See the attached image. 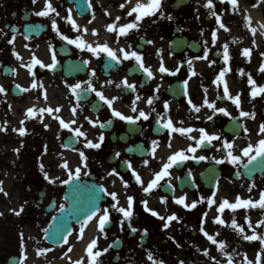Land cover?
I'll return each instance as SVG.
<instances>
[{"label":"flooded vegetation","instance_id":"flooded-vegetation-1","mask_svg":"<svg viewBox=\"0 0 264 264\" xmlns=\"http://www.w3.org/2000/svg\"><path fill=\"white\" fill-rule=\"evenodd\" d=\"M17 1H22V4L9 13L7 23L11 26L17 25L21 29L37 22L47 26L46 31L39 36H27L24 33L5 35L0 43V85L6 89V92L0 93V117L7 120V115L15 111L11 103L21 100L22 103L17 104L22 106L26 133H39L43 137V145L40 147V153L43 155L30 154L26 160V223L30 224L33 232L42 234L39 243H28L26 262L55 264L63 261L64 264H74L69 263L68 248L48 244L44 240L43 231L60 213L61 205L66 207L69 204L65 199L67 184L62 183L69 178L68 170L62 167L67 162L73 172L77 167L81 169L79 180L117 193L119 206L127 208L128 196L135 198L131 226L121 213L110 207L115 201L105 194L100 208L109 209L111 222L106 225L104 232L99 231L98 216L74 226L72 235L81 239L88 224L96 220L98 236H102L97 247L108 249L103 254L105 260L103 259L102 264H152L147 258L149 251L157 260L164 261V264H180L181 261L184 264H215L211 257H216L220 264H227V257L218 250V245L212 244L200 231L204 213H207L205 230L214 236L219 233L215 238L226 242L225 251L232 254L234 264H240V256L243 259L245 253L247 257L255 253L250 260L256 264L262 247L261 242L240 240V235L243 239L242 234L230 226L233 218L238 224V209L233 211L226 208L222 214L217 209L225 198L235 203L239 192H245L246 199L251 198L255 202L259 201L260 194L264 191V161L253 162L246 174L243 167L247 163V157L242 154L243 148L249 143L256 145L259 139L264 137V134L258 135L260 125L264 123V94H258L254 99L250 95L253 88L264 87V72L260 71L261 66L253 63L257 54L254 40L264 51V34L259 29V24L264 22V0H237L235 6L230 0H213L212 9L205 6L207 0H187L178 9L175 8L176 0H162L163 17L160 12L155 16L145 17L138 30L120 36L119 41L118 33L109 32L107 25L115 22L117 17L121 18L117 29L134 20L136 14L129 17L127 13L138 0H130L128 3L126 0H51L59 16L52 13L48 17L35 15L44 8L45 0L35 4L33 1ZM140 2L147 4L149 0ZM121 4L126 6L121 8ZM7 6L8 4L3 2L0 9L4 10ZM69 10L80 26V31L74 30L65 19ZM212 12L216 15H212ZM168 16L172 19L169 20ZM217 16L220 17L219 23ZM53 18L56 19L60 32L69 38L81 36L86 44L93 47L106 42L121 60L117 62L103 51L96 55L88 51L87 47L78 48L69 44L53 30ZM248 18L250 26L246 28L252 38L250 56L244 55L238 49L239 26L248 25ZM220 23L226 28L220 27ZM84 28L88 31L84 32ZM252 28L256 29L255 34L251 31ZM93 29L97 30L98 34L94 35ZM213 32L217 37L215 41ZM13 36L14 43H8ZM225 44L228 45V61L224 60L223 55ZM120 49L140 52L145 66L153 71L154 78H149L134 59H123ZM13 50L19 53L21 59L14 55ZM205 56L206 59L203 58ZM33 58L39 59L43 65L55 63V67L32 64ZM85 61L88 63L85 64ZM213 61L215 63H212ZM162 63L169 72L159 71ZM6 67L12 70L11 76L7 75ZM225 68H230V71L225 73L224 81L231 96L240 95L239 108L223 95L224 81L219 85L214 83ZM249 73L255 80V85L249 84ZM125 79L128 83L136 85L135 91L123 87L122 82ZM34 83L35 88L32 87ZM78 83L81 88L77 93H73L70 86ZM15 85H20V90L15 89ZM90 87L102 91L110 99L118 97L114 100L112 108L124 115L137 117L139 111L143 110L149 113V119L140 118L131 123L115 117L112 108L100 100ZM16 91H21L22 95L16 96ZM137 95L142 99L136 101L137 111L133 112L132 102ZM149 97H154L152 105L147 104ZM189 98L193 104L200 106V112L192 108ZM205 98L214 102L217 108H225L230 115L214 113L213 109L204 104ZM165 103L169 108H165ZM49 107L53 110L60 107L61 110L54 114L39 112V109ZM29 108L35 112L30 118L27 117ZM73 108L76 109L75 113ZM241 110L255 112V119L240 116ZM54 115L70 123V127L63 128ZM210 115L213 116L212 120L207 118ZM169 117L174 126L192 128L194 131L184 135L170 132L163 127ZM72 121L75 123L71 124ZM92 121L97 122L95 126ZM46 124L49 125L48 128H45ZM101 124H104V127H101ZM75 128H80L86 133V138H77L73 131ZM201 128L209 134L219 135L221 139L214 140L211 145L205 143L197 148L196 153L188 155L205 156L208 159L189 158L174 165L169 169L170 175L160 181V187L150 194L145 193L143 188L154 178V174L161 170L170 155L182 149L186 150L189 145L196 146L197 141L189 137H196L198 140L201 135L198 130ZM245 128L248 129L247 132ZM101 134L105 137L103 142L99 140ZM86 140L100 143L101 146L86 147ZM225 140L233 143V154L241 156L239 164H232L228 159H224L228 151L223 147ZM153 141L158 142L155 155ZM73 144L76 147L69 148V145ZM81 152L87 157L86 168L80 156ZM116 153H119V156ZM221 159H224L223 163L216 162ZM145 161L148 162L147 165ZM113 169L115 173L110 175ZM133 169L141 176L143 185L136 181ZM45 173L55 180V183L46 179ZM253 183L255 187H252ZM213 193L216 202L209 206L207 198ZM183 196H186L185 202L188 204L200 201L201 197L205 199L198 202L196 208L186 209L175 202ZM161 197H166L167 203H162ZM145 200L148 202V208L155 210L165 219L162 220L148 212L143 204ZM248 209L250 214L257 213L264 217V209ZM173 213L179 219L173 220L165 228L167 217ZM217 216L225 220L227 225L214 223L213 219ZM133 227L138 231L133 232ZM145 229L147 235L144 234ZM248 232L247 235L253 234L252 229ZM256 232L264 235V228L256 227ZM118 242L121 245L120 250L113 247ZM37 249L50 251L38 254ZM204 249L209 250V255H204ZM261 260L264 264V255Z\"/></svg>","mask_w":264,"mask_h":264},{"label":"snow or ice","instance_id":"snow-or-ice-1","mask_svg":"<svg viewBox=\"0 0 264 264\" xmlns=\"http://www.w3.org/2000/svg\"><path fill=\"white\" fill-rule=\"evenodd\" d=\"M37 2H38V0H33L34 4L37 3ZM128 2H130V0H126V3H128ZM230 3L233 6H235L237 4V0H230ZM125 6H126V4H121L120 5L121 8H124ZM205 6L207 8H209V9L214 8L213 0H207V4ZM89 7H91V5H89ZM162 7H163L162 0H149V2L147 4L142 3V2H140V0H138V2L135 4V6H133L127 13V15L129 17H131L135 13L136 15H135V19L134 20H132L131 22H129L127 24L119 26V28L117 29V23L121 19L120 17H117L115 22H113L112 24L107 25V30L109 32H117L118 33L117 34V41H119L120 36H126L132 30H138L140 28V26H141V22L144 20L145 17L155 16V14L157 12H160L161 16L163 17L164 13L162 11ZM52 13H55L56 16H59V12L57 11L56 7L53 6L51 0H45L44 8L42 10L36 12L35 15L41 16V17H48ZM108 14L110 15V13H108ZM211 14L212 15H216L215 12H212ZM167 18L169 20L172 19L171 16H168ZM65 19L72 25V28L74 30H76V31H80L81 30L80 26L72 18L71 10H69V15ZM93 19H95L94 16H93ZM248 19H249V24L246 25V26H250V18H248ZM217 21H218V23L220 22V17L219 16H217ZM220 27L226 28V26L223 25V23H220ZM52 28H53L54 31H56L61 36V38L63 40L67 41L69 44H74L78 48L87 47L88 51H90V52H92V53H94L96 55H99V53L101 51H103V52H106L108 57H110L111 59L116 60L117 62H119L121 60V57L117 55V52L115 50H113L112 48H110L109 45L106 42L103 45H97V46L93 47L92 45L86 44L81 36H77L75 39L69 38L67 35H65L62 32H60L59 26H58L57 21H56L55 18L52 19ZM83 31L87 32L88 29L84 28ZM92 31H93L94 35L98 34V31L95 30V29H93ZM251 31L253 32V34H255L256 29L252 28ZM216 38H217L216 37V33L213 32V41H215ZM14 41H15V36H13L12 39H10L8 41V43L12 44V43H14ZM149 43H152V41H149ZM129 47H131V46H129ZM13 51H14V55H16L18 59H21V57L19 56V53H16L15 50H13ZM120 52L123 53V57H122L123 59H134L137 62L138 67L149 78H154L153 71L151 70L150 67H146L145 66L144 61H143V56H142V54L140 52L135 51V50L129 52V51L125 50V49H120ZM249 52H250V49H244L243 50V54L246 55V56L249 55ZM223 55H224V60L225 61H228L230 59L229 52H228V45L227 44L224 45ZM261 55H264V53H262ZM203 58L206 59L207 57L205 56ZM53 59H55V57H53ZM84 63L87 64L88 61H85ZM212 63H215V61H213ZM32 64H40L41 66H46V67H49V68H54L55 67V63H53L51 65H43L42 62L39 59H36V58H33ZM29 67H31V65H29ZM159 71L162 72V73H165V72H169L170 70L168 68H166L163 65V63H162L160 68H159ZM227 71H230V68H225L224 70H222L219 73V75L217 76V78L214 81V83L219 85L221 81H224V76H225V73ZM240 71H241V75H243V70L241 69ZM260 71L264 72V64L261 65ZM248 76H249V81H248L249 84L250 85H255V80L251 77L250 73L248 74ZM88 83H89V85L91 84L90 81ZM184 83H185V86H186L187 85V81H185ZM122 84H123V87H126V88H128L130 90L135 91L136 85L128 83L127 79H125L122 82ZM17 87L19 88L20 85H17ZM32 87L35 88L36 84L34 83L32 85ZM70 87H71V90H72L73 93H77V90L81 88V85L78 83V84H76L74 86H70ZM117 87H121V85H117ZM90 90L95 92L96 95L99 97V99L102 100V101H105L107 106L110 107V108H112L114 100L118 99V97H114V98L110 99V98L106 97L102 91H97L94 87H90ZM157 91H158V89H157ZM4 92H6V89L2 85H0V93H4ZM205 93H207V89H205ZM258 94H264V87L253 88L252 92L250 93V95H251V97L253 99ZM223 95L225 97H227V99L231 100L236 105L237 108L240 107V104H241L240 95L237 94L235 97L231 96L226 81H224V85H223ZM46 98L47 97H46V93H45V99ZM219 98L220 97H218V99ZM77 99L79 100V95H77ZM140 99H142V98L139 95H137L136 99L132 102V105H133L132 111L133 112L137 111V108H136L135 105H136V101H138ZM153 101H154V97H149L147 99V104L148 105H152ZM189 104L192 105V108L196 112H200V110H201L200 106H197V105L193 104L190 98H189ZM204 104L207 107L213 109L214 113L215 112H219V113H223L225 115H230V113H228L225 108H217L215 103L214 102H209L207 100V98H205ZM164 106H165L166 109L169 108V105L167 103H165ZM60 110H61L60 107H57L54 110L49 107V108H46V109L45 108L39 109V112H41V113L48 112L50 114H54V113L60 112ZM72 111H73V113H75L76 109L73 108ZM153 111H154V109H153ZM112 113H113V115L115 117H118V118H120V119H122L124 121H128V122H131V123H135L136 120H139L140 118H143L144 120H148L149 119V113H146L143 110L139 111V115L137 117L124 115L123 113H121L120 111L116 110L115 108H112ZM34 115H35L34 109L29 108L27 110V117L30 118V117H32ZM240 116H242V117H249L250 116L252 119H255V112L249 113V112H245V111L241 110ZM54 118L59 121L60 125L63 128H69L70 127V123L65 122L60 116L54 115ZM207 118L209 120H212L213 116L210 115ZM234 119H236V118H234ZM21 123H23V121ZM74 123H75V121L71 122V124H74ZM92 123L95 126V124L97 122L96 121H92ZM108 123L110 124L111 121H108ZM100 126L104 127V124H101ZM48 127H49V125L46 124L45 128H48ZM163 127L165 129H169L170 132H172V133H180L181 135H184V134H187V133H191L192 131H194V129H192V128H184V127H176V126H174V124H173V122H172L170 117L167 118L166 122L163 123ZM0 130L6 131L7 129H6V127H2V128H0ZM17 131H19V133L21 135H25L26 134V129L23 128V127L18 129ZM73 131H74L75 136L77 138H79V137H85L86 138V133L81 131L80 128H75V129H73ZM198 131L201 133V135H200L198 140H197L196 137H189L190 139L197 141L196 142V146L189 145V147L186 150L182 149V150H179V151L173 153L172 155H170L168 157V159H167V162L163 163L161 170L159 172H156L154 174V178L150 182H148L146 187L143 188L145 193H149L150 194L154 189L160 187L161 186L160 185V181L163 180L166 176L170 175L169 169H171L174 165L182 163V162L188 160L189 158L198 159V160L208 159V157H205V156H198L197 157V156H189L188 154L189 153H196L198 147H202L205 143L211 145L214 140L218 141V140L221 139V137L219 135H217V134H209L203 128L199 129ZM245 131L247 132L248 129L245 128ZM260 134H264V123H262L260 125V129H259L258 135H260ZM104 139H105V137L101 134L100 137H99V140L101 142H103ZM100 146H101L100 143H93L90 140H86V147H89V148H100ZM157 146H158V142L153 141V155H155V149H156ZM233 146H234L233 143H229L226 140L224 141L223 147L228 149L227 156L224 159H228L232 164H239L241 162V156L233 154V151H232ZM169 147H171V144H169ZM18 151L19 150H17V152ZM242 154H243L244 157H247V163L244 164L245 168H248L249 165H252L253 162H256L258 160L264 161V137L259 139V141L256 143V145H253V144L249 143L247 147L243 148ZM116 155L119 156V153H116ZM80 156H81L82 162L84 163V167L86 168L87 167V157L85 156V154L83 152L80 153ZM213 159H215V158L213 157ZM224 159L217 160L216 162L217 163H223ZM147 163L148 162L145 161V165H147ZM62 167L68 170V177H69L68 179L62 181V183L68 184V183H70L72 181L79 180L80 175H81V169L79 167H77L74 172L69 168L67 162H65L62 165ZM129 167H131L130 162H129ZM113 173H115V169H113V172L109 173V174L112 175ZM116 174L118 175V173H116ZM133 175L135 176L136 181L138 183H140L141 185H143V180L141 179V176L139 175V173H136L134 169H133ZM45 178L48 179L51 183H55V180H53L51 177H49L47 173H45ZM2 183L3 182L0 181V185H2ZM125 186H127V182H125ZM252 187H255L254 183H253ZM252 187L249 188L250 192L252 191ZM217 189H218V185H217ZM0 191H3L2 187H0ZM102 191L104 192L105 195L110 196L113 199V201H115V203L111 204L110 207L112 209H115L117 212L121 213L123 215L124 219L128 221L129 226H131V219H132V217L134 215L133 205H134L135 198L133 196H128V198H127L128 207L125 208L123 206H119V200H118L117 193L108 192V190L106 188H103V187H102ZM5 194H7V193H5ZM214 197H215V193H213L211 197L207 198L209 206H211L212 204H214L216 202ZM204 199H205L204 197H201L200 201H193L191 204H188V203L185 202L186 201V196H183V197L177 198L175 200V202L177 204L182 205L186 209H194V208L197 207L198 202H203ZM161 202L162 203H167V198L166 197H161ZM143 204L145 206V209L148 212H150L153 216H157V217H159L162 220L165 219V217L160 216V214L158 212H156L155 210L147 207V204H148L147 200L143 201ZM241 207H243V208L259 207L260 209H264V191L261 192L259 201H255V202L251 198H249V199H241L240 197H237L236 202L235 203H231V202H229L228 199L225 198L219 204L217 210H218L219 213L222 214L226 208L232 209L233 211H235L236 209H239ZM63 209H64V206L61 205V211H63ZM20 211H23V207H21ZM16 214L19 215V212H16ZM0 215H2V213H0ZM97 216L99 217L98 218L99 231L101 233H103L104 230H105L106 225L111 222L109 209L108 208L101 209L98 206L95 207L94 209H90L89 212L87 213V218L86 219H87V221H91L93 218H95ZM178 219H179V217L175 213H173L172 215L168 216L167 217V223L165 224V228H167L173 220H178ZM206 219H207V213H204V216H203L202 221H201L200 231L205 235V237L212 244L218 245V250L221 251V253L225 257H227V264H234L232 254L227 253L225 251V249L227 247L226 242L218 241L215 238V236H218L219 233L217 232L215 234V236H214V235L209 234L205 230L204 224L206 223ZM245 219H246V222L248 224V227L250 229H252V232H253L252 235L245 234L244 227L238 225L235 218L232 219L230 226L233 229L237 230L240 234H242L243 239H245L247 241H260L261 242V246L262 247L260 249V252L257 255L256 264H262L261 257H262V255H264V235L257 233L256 232V227L264 225V219H262L260 221H257L256 226H253L250 217H246ZM213 222L217 223V224H220V225H227V222L225 220H223L220 216L215 217L213 219ZM51 227H52V225L48 226V228H51ZM48 228H45L43 230L45 232V234H47ZM131 230L133 232L138 231V229H136L134 227ZM81 232H83V227L81 228ZM144 234L147 235V229L144 230ZM54 235H56V236L61 235V230L58 228L56 233H54ZM69 235H70V233H69ZM21 236H22V234H21ZM63 240H64V243H67L68 242V237L67 236H63ZM97 243H98V240L96 238H94L89 243V245L87 246L86 252H87L88 257L90 258L89 259V264H99V257H101L105 252L108 251L107 248H105L103 250L93 251V249L97 247ZM22 247H23V245H22ZM110 247H111V245H110ZM71 250H72L71 248L68 249L69 252ZM47 251H50V249H37L38 254L41 253V252H47ZM203 252H204V255H206V256L209 255V250L208 249H204ZM65 255H67V253H65ZM147 258H148L149 261H152V264H164V261L157 260L154 257V255L152 254L151 251L148 252ZM23 259H26V256ZM23 259L21 260V264H23ZM69 259H70V257H69ZM211 259L215 262V264H220V262L217 260L216 257H211ZM243 261H244V264H253V261L248 259L246 253L243 255ZM74 264H81V261H76V262H74ZM180 264H184V262L181 261Z\"/></svg>","mask_w":264,"mask_h":264},{"label":"rangeland","instance_id":"rangeland-1","mask_svg":"<svg viewBox=\"0 0 264 264\" xmlns=\"http://www.w3.org/2000/svg\"><path fill=\"white\" fill-rule=\"evenodd\" d=\"M26 1L31 2L33 0ZM39 1L43 0H38V2ZM3 2H6L8 6L4 10L0 9V43L1 40L5 38L3 36L11 35V32L4 28V23L8 20V13L16 8L17 5L19 6L22 4V1L18 2L17 0H0V5ZM239 30L238 49L243 53L244 46L247 44L243 46L242 40L245 39L246 35H250V31L246 28V25H240ZM1 49L0 46V50ZM256 53L261 54L262 51H256ZM257 59L258 57H256V60ZM256 60L253 62L254 65L261 66L264 64L263 60ZM18 102L22 103L21 100L11 103L13 106L12 109L15 111L10 112L7 115V120L0 117V128L6 127L7 129L6 131L0 130V181L3 182L4 177L9 179L8 190L4 188L3 183L0 185V187L3 188V191H0V213H2V215H0V258H6L15 254L19 255L22 260L26 256V251L29 248L28 243L31 245L34 244L33 241L39 243L42 236L41 232H33L30 224L26 223V179L24 174V158L26 161L27 155H43L40 153V147L43 145V137H41L39 133H26L25 135H21L19 131H17L22 127L24 128V122L21 123L23 121L21 113L22 106H19L17 104ZM8 150H10V152L4 154V152H7ZM17 150L19 151L17 152ZM5 171L7 175L4 176ZM238 197L246 199L245 192H239ZM21 207H23V211H20ZM16 212H19V215H17ZM236 217L238 219V225L244 227L245 234H248V231L251 230L246 222V217H250L253 226H256L257 221L264 219V217H261V214L256 213L255 215H252L247 208L243 207L238 209V215ZM261 227L264 228V225H261ZM240 238L244 241L242 237ZM101 239L102 236L99 237L98 242H100ZM78 242L79 240L73 236L64 248L72 249L75 247L74 250L79 249ZM99 249L100 248L96 247L93 251ZM254 254L255 253H251V257L248 256V259L250 260ZM76 259L77 258H74L75 262ZM89 259L90 258L86 254V256L79 261H81V264H89ZM69 263L74 262L69 259ZM0 264L2 263L0 262ZM23 264H26V259H23ZM240 264H244L241 256ZM253 264L255 263L253 262Z\"/></svg>","mask_w":264,"mask_h":264},{"label":"water","instance_id":"water-1","mask_svg":"<svg viewBox=\"0 0 264 264\" xmlns=\"http://www.w3.org/2000/svg\"><path fill=\"white\" fill-rule=\"evenodd\" d=\"M40 30L37 32L39 33ZM73 187L81 189L77 192H72ZM83 184L71 183L69 184V189L67 197L70 200V205L63 209L60 215L55 217L52 223L51 229L46 234V239L53 244H63V236H68L72 230V223H80L82 220L87 218V213L90 209L97 207L101 200V190L99 195L92 197L88 190H85ZM61 230V235H54L57 229ZM9 264H18V258H13L10 260Z\"/></svg>","mask_w":264,"mask_h":264},{"label":"bare ground","instance_id":"bare-ground-1","mask_svg":"<svg viewBox=\"0 0 264 264\" xmlns=\"http://www.w3.org/2000/svg\"><path fill=\"white\" fill-rule=\"evenodd\" d=\"M259 29L261 30V32H263L264 34V22L260 23L259 24ZM10 152V150H8L7 152H4L5 153H8ZM7 175L6 174V171L4 172V176ZM3 185H4V188L6 190L9 189V179L4 177L3 178ZM97 236V229H96V220L90 222L85 230V234H84V237H83V240L81 241L80 243V249L79 251L76 252V255L77 257H82L84 256L87 252H86V249H87V246L89 245V243ZM55 264H64L63 261L59 262V263H55Z\"/></svg>","mask_w":264,"mask_h":264}]
</instances>
